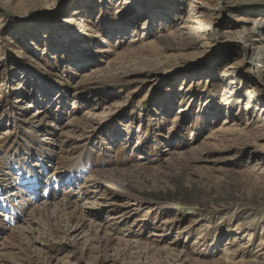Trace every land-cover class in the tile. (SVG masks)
Wrapping results in <instances>:
<instances>
[{"label":"rangeland","instance_id":"1","mask_svg":"<svg viewBox=\"0 0 264 264\" xmlns=\"http://www.w3.org/2000/svg\"><path fill=\"white\" fill-rule=\"evenodd\" d=\"M245 2L213 41L191 0H0V264H264V81L239 41L264 0Z\"/></svg>","mask_w":264,"mask_h":264},{"label":"bare ground","instance_id":"2","mask_svg":"<svg viewBox=\"0 0 264 264\" xmlns=\"http://www.w3.org/2000/svg\"><path fill=\"white\" fill-rule=\"evenodd\" d=\"M191 2H196L198 4L197 5H193L190 4V11H189V16L185 19L186 22H191L193 23V25L189 24V32H191L192 34H189V36L191 35L192 37H199L197 39H200L203 35H207L204 39L206 40H213V41H217L218 39H228V36H223L222 34H220V32L218 30H216V28H214V20H215V11L216 9H218V7L223 8L222 5L223 3H227L230 6L233 7H241L243 5H246L248 2H245V0H191ZM243 4V5H242ZM197 8V12H195V14L193 16H190L191 14H193V8ZM193 17V18H192ZM254 23V22H253ZM213 25V26H212ZM115 26V25H114ZM261 24L259 22V24L257 22L254 23V25L249 28L245 33H243L242 35H239V41L242 43V45H244V51H243V59L247 62L246 64L249 67V71H252L257 78V81H264V36H260L261 32H260V28H261ZM184 27V26H183ZM212 28H214V32L212 33L210 30H212ZM178 30V29H177ZM176 30V31H177ZM182 30V29H181ZM180 30V31H181ZM179 32V31H178ZM177 32V34H178ZM184 32V30H183ZM225 33L229 32L231 33V31H224ZM157 33V32H156ZM188 33V32H187ZM184 33H182L183 35ZM188 35V34H187ZM186 35V36H187ZM177 37V36H176ZM185 37V35H184ZM188 37V36H187ZM170 38V37H169ZM178 38V37H177ZM186 38V37H185ZM189 38V37H188ZM163 39V38H160ZM187 39V38H186ZM158 40V39H157ZM221 40V41H222ZM161 41V40H160ZM168 41V39H167ZM182 41V40H181ZM185 41V39H184ZM196 41V40H195ZM163 42V41H162ZM173 42V41H172ZM164 43V42H163ZM178 43V42H177ZM210 43V42H209ZM161 44V43H160ZM167 44V42H166ZM163 45V44H162ZM148 51V50H147ZM136 52V51H134ZM133 52V53H134ZM130 53V52H129ZM139 53V52H138ZM130 57V56H129ZM139 59V58H137ZM224 64V63H222ZM122 66V65H121ZM237 66H233L231 64H224L223 67L221 68V75L222 77H226L225 79H227L229 82L228 84H232L234 83V80L236 78L239 77V72L238 71V67ZM106 69V68H105ZM103 74V73H102ZM241 76V75H240ZM97 77V76H96ZM251 83V82H248ZM191 86V85H190ZM236 86H232V85H227L223 91L227 94V98L232 97L236 90H235ZM256 90L252 87V86H247L245 88V92L243 93V101L244 104L242 106V109L245 111H250L249 109H256L258 106V102L261 99L257 98L256 96ZM235 97H237V100H235L236 102L239 101V96L234 95ZM259 107H261V109H264L262 106L259 105ZM226 123V122H225ZM230 130V129H229ZM231 131H233L231 129ZM63 144V143H62ZM258 162V161H257ZM140 164H138L137 166H139ZM82 166H80L78 169L76 170H81ZM142 167H140L141 169ZM133 169V168H132ZM136 169V168H135ZM99 170V169H98ZM122 170V169H121ZM131 170V169H129ZM100 171V170H99ZM260 171V170H259ZM106 173V171H104ZM108 172V171H107ZM122 172V171H121ZM125 172V171H124ZM128 172V171H127ZM134 172V171H133ZM140 172V171H139ZM137 172V173H139ZM41 173V172H40ZM40 173H37V176H40ZM102 173V172H100ZM129 173V172H128ZM127 173V174H128ZM103 174V173H102ZM123 174V172H122ZM132 174V173H131ZM135 174V173H134ZM99 175V174H98ZM107 175V174H106ZM117 175V174H116ZM133 175V174H132ZM140 175V174H139ZM71 177L74 175L71 174ZM262 176V175H261ZM97 177V176H96ZM95 177V178H96ZM105 177V176H104ZM112 177V176H111ZM15 177H11L10 179H14ZM125 178V175H124ZM9 179V180H10ZM94 179V178H93ZM115 179V177H114ZM122 179V178H121ZM40 181V177L38 179V182ZM95 181V180H94ZM98 181V180H97ZM118 181V180H117ZM126 181V180H125ZM161 182V181H160ZM264 182V181H263ZM40 183V182H39ZM103 183V182H102ZM117 183V182H116ZM262 183V182H261ZM15 183H12V185H9V187H7V189L9 188H14ZM111 185V184H110ZM124 185V184H123ZM4 188V187H3ZM127 188V187H126ZM1 191V190H0ZM20 192H24L23 191V187L20 186ZM10 194V193H8ZM2 200V199H1ZM4 200V199H3ZM47 212V211H46ZM49 212V211H48ZM125 213V212H124ZM255 214L250 212H247V214L244 216V219L240 222V223H236V225L233 226L232 230L233 231H238L241 230V228H243V230L247 229L250 227V222H253L254 218H255ZM51 217V216H50ZM122 217V216H121ZM125 218V217H124ZM120 219V218H119ZM111 221V220H110ZM30 224V223H29ZM243 224V227H242ZM248 224V225H247ZM165 225V224H164ZM18 227V226H17ZM14 228V227H12ZM20 228V226H19ZM21 229V228H20ZM15 230V229H14ZM26 230V228H25ZM12 231V230H11ZM17 231V230H16ZM15 231V232H16ZM20 231V230H18ZM24 231V230H23ZM13 233V232H12ZM23 233V232H22ZM21 233V234H22ZM15 234V233H14ZM251 233H249L250 235ZM16 236V235H15ZM19 237V236H18ZM19 240V239H18Z\"/></svg>","mask_w":264,"mask_h":264}]
</instances>
